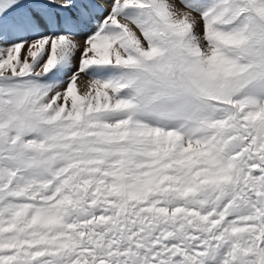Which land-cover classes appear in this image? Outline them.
<instances>
[{"label":"snow or ice","instance_id":"1","mask_svg":"<svg viewBox=\"0 0 264 264\" xmlns=\"http://www.w3.org/2000/svg\"><path fill=\"white\" fill-rule=\"evenodd\" d=\"M0 264H264V0H0Z\"/></svg>","mask_w":264,"mask_h":264}]
</instances>
